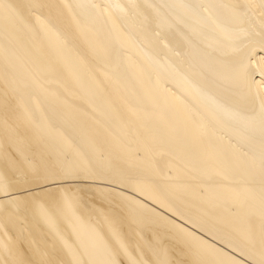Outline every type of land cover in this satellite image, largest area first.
<instances>
[{
    "label": "bare ground",
    "instance_id": "1",
    "mask_svg": "<svg viewBox=\"0 0 264 264\" xmlns=\"http://www.w3.org/2000/svg\"><path fill=\"white\" fill-rule=\"evenodd\" d=\"M0 264H264V0H0Z\"/></svg>",
    "mask_w": 264,
    "mask_h": 264
},
{
    "label": "rangeland",
    "instance_id": "2",
    "mask_svg": "<svg viewBox=\"0 0 264 264\" xmlns=\"http://www.w3.org/2000/svg\"><path fill=\"white\" fill-rule=\"evenodd\" d=\"M82 180H83V181H86V179H82ZM73 181L79 182V181H81V179H75V180H73ZM73 181H72V182H73ZM83 181H82V182H83ZM87 181H89V180H87ZM76 182H74V183H76ZM67 183H71V182L69 181V182H67ZM103 183H105V182H102L101 184H103ZM105 184H106V183H105ZM107 184H110V183H107ZM107 184H106V185H107Z\"/></svg>",
    "mask_w": 264,
    "mask_h": 264
}]
</instances>
